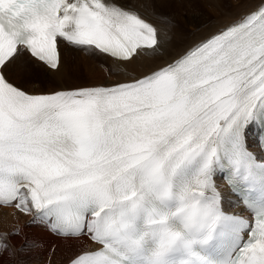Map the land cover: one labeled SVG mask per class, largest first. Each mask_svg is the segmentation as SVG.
<instances>
[{
	"label": "snow or ice",
	"instance_id": "obj_1",
	"mask_svg": "<svg viewBox=\"0 0 264 264\" xmlns=\"http://www.w3.org/2000/svg\"><path fill=\"white\" fill-rule=\"evenodd\" d=\"M140 7L0 0V207L91 241L70 264H264V162L247 146L264 126V0L147 71L170 37ZM62 44L124 79L35 94L14 82L33 62L59 71ZM8 236L0 255L15 252Z\"/></svg>",
	"mask_w": 264,
	"mask_h": 264
},
{
	"label": "bare ground",
	"instance_id": "obj_2",
	"mask_svg": "<svg viewBox=\"0 0 264 264\" xmlns=\"http://www.w3.org/2000/svg\"><path fill=\"white\" fill-rule=\"evenodd\" d=\"M138 2L146 4V7L139 8L141 14L157 27L166 29L170 37L160 56L154 60L139 62L143 65V71H147L178 57L221 26L230 23L242 11L254 7L258 0H138ZM60 53L62 66L59 71L50 70L33 62L34 66L30 72L27 75L18 74L13 78L14 82L31 93H47L78 86L117 83L124 79L122 69L110 57L91 55L63 44L60 46ZM27 59V56H22L18 63L22 64ZM252 128V126L248 128L247 136L248 143L255 151ZM228 204L235 210L241 209L236 199H229ZM32 221L31 214L20 212L14 207H0V225L12 222V232H19L18 235L8 236L10 249L15 252L9 255L8 251H5L0 255V264H63L78 250L92 246V242L87 238L79 245L65 241L53 235L46 227Z\"/></svg>",
	"mask_w": 264,
	"mask_h": 264
},
{
	"label": "rangeland",
	"instance_id": "obj_3",
	"mask_svg": "<svg viewBox=\"0 0 264 264\" xmlns=\"http://www.w3.org/2000/svg\"><path fill=\"white\" fill-rule=\"evenodd\" d=\"M12 228H13V223L10 222V223H6V224H2L0 225V233H8L9 235L11 234L12 235ZM87 248V247H85ZM41 262H42V259H40Z\"/></svg>",
	"mask_w": 264,
	"mask_h": 264
}]
</instances>
